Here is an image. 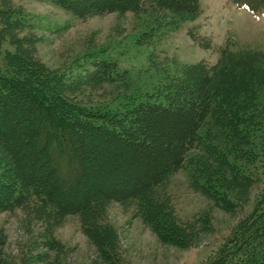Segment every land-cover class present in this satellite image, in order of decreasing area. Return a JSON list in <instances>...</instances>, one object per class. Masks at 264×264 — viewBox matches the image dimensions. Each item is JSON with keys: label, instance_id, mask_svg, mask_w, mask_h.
<instances>
[{"label": "trees", "instance_id": "16d2710c", "mask_svg": "<svg viewBox=\"0 0 264 264\" xmlns=\"http://www.w3.org/2000/svg\"><path fill=\"white\" fill-rule=\"evenodd\" d=\"M51 1L83 21L92 15L166 13L182 23L202 13L199 0ZM229 1L264 8V0ZM173 62L158 86L128 95L118 110L85 109L54 98L39 74L32 80L0 76V147L10 158L0 160V211L34 199L67 217L104 202L136 201L155 231L167 222L168 211L157 190L182 169L196 190L226 205L232 204L235 183L264 184V54H238L226 45L215 64ZM94 68L105 82L129 74L109 59H98ZM25 122H32L31 129ZM89 136L116 149L106 167L121 184L106 190L98 182L94 160L83 148ZM256 201L225 246L201 264H264V188Z\"/></svg>", "mask_w": 264, "mask_h": 264}, {"label": "rangeland", "instance_id": "374dc122", "mask_svg": "<svg viewBox=\"0 0 264 264\" xmlns=\"http://www.w3.org/2000/svg\"><path fill=\"white\" fill-rule=\"evenodd\" d=\"M199 1L201 15L181 23L166 13L157 18L92 15L83 21L51 0H0V76L32 80L39 74L54 98L85 109L118 110L128 95L158 86L165 69L175 68L173 61L215 64L226 45L238 54H264V10L253 15L227 0ZM98 59L117 61L128 76L117 82L96 78L91 71ZM25 126L31 129L32 122ZM110 146L89 136L83 147L106 190L122 182L107 170L116 157ZM5 156L0 147L3 163L10 159ZM234 185L232 204L226 205L196 190L187 169L178 171L157 190L168 211L167 222L155 231L136 201L104 202L67 217L53 215L37 200L24 201L17 209L0 211V264L204 263L250 215L264 188L262 181L250 188Z\"/></svg>", "mask_w": 264, "mask_h": 264}]
</instances>
